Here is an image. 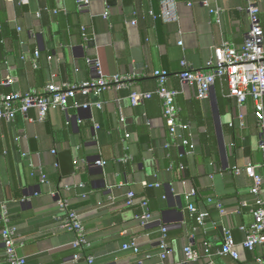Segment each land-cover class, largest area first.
<instances>
[{
    "label": "crops",
    "instance_id": "0c3cea01",
    "mask_svg": "<svg viewBox=\"0 0 264 264\" xmlns=\"http://www.w3.org/2000/svg\"><path fill=\"white\" fill-rule=\"evenodd\" d=\"M78 1L0 0V96L41 91L52 82L98 79L88 59L99 61L103 77H132L133 86L78 96V103L93 105L89 110H52L44 121L31 110L13 122H1L0 264H8L2 204L18 228L22 245L17 252L27 264H87L89 255L96 264H138L146 255L151 256L146 264H161L162 228L168 229L173 250L166 264H208L206 242L220 248L224 231L230 229L241 244L247 235L242 228L254 220L253 181L245 173L237 175L234 167L255 168L263 178L264 200V129L255 118L253 101L239 106L225 81L218 80L209 98L199 100L178 75L183 61L205 70L215 47L226 41L238 47L244 43L250 23L239 8H246V2L88 0L79 8ZM259 5L264 30V0ZM156 70L167 71V89L179 91V118L193 151L170 138L163 101L156 94ZM133 91L153 97L133 106ZM99 160L106 166H97ZM192 189L197 191L193 203L198 212L211 214L204 228L188 210L186 195ZM131 192L136 205L128 207ZM144 199L155 219L145 227L138 220ZM59 200L80 215L92 244L87 252L73 248L74 234L59 230ZM133 242L139 255L123 249ZM187 246L197 252L196 261L186 260ZM240 255L239 260L214 256L210 261L259 264L264 246L241 248Z\"/></svg>",
    "mask_w": 264,
    "mask_h": 264
},
{
    "label": "built area",
    "instance_id": "2783aa9c",
    "mask_svg": "<svg viewBox=\"0 0 264 264\" xmlns=\"http://www.w3.org/2000/svg\"><path fill=\"white\" fill-rule=\"evenodd\" d=\"M19 4H24L30 0H18ZM246 8H239L240 11L245 10L248 13L250 29L244 43L238 47L230 42H223L220 46L215 47L214 57L207 62L205 70H194L191 65L183 61L181 63L182 71L178 75L180 81L195 89L199 100H206L213 86L218 80H223L228 86L229 95L237 100L239 106L244 105L248 99L254 103V114L257 122L264 129V30L261 22V9L259 0H245ZM88 0H79L78 6L82 8L88 4ZM205 7H209V3L205 2ZM211 12L220 15V10H211ZM135 25L136 22H133ZM2 28L0 24V29ZM83 37L88 40L86 28H82ZM182 45V43H180ZM36 57L39 52L35 53ZM87 63L93 65L98 70V79L82 82L80 84L55 83L48 84L43 90H32L28 93H11L0 96V124L2 121L13 122L18 114L27 116L31 110H35L39 121L46 120L48 114L52 110H60L68 112L73 107L76 109L89 110L93 107L90 103H78L75 101L78 96L88 97L90 95L99 96L108 90L127 89L133 86L132 77L116 75L111 78H105L100 71L98 60L88 59ZM153 75L158 82L157 96L163 101L164 116L169 131L170 138L173 142L181 146L189 148L191 151L195 149L187 138L185 131L186 125L180 121V108L176 103L179 91L169 90L166 84L169 79V73L164 70H156ZM153 97V94L139 93L133 91L130 100L133 106H138ZM75 101L73 104L72 102ZM97 108H102V104H96ZM171 145L166 144L165 148L170 149ZM264 153V147H263ZM129 159L125 158L124 162ZM97 166L105 167L106 162L99 160L95 163ZM180 169H184L181 165ZM237 175L245 173L252 181L253 187L251 193L256 197V203L252 209L253 223L249 228H242L246 231V239L238 244L233 232L230 229L224 231V241L220 248L214 249L212 244L206 242L204 244V253L209 260L208 264H213L210 259L214 256L230 257L234 260L241 258L240 249L254 251L258 246H264V200L262 199L263 178L256 172L255 168L249 166L245 169L238 166L233 168ZM83 187V185H81ZM158 186V185H156ZM197 196V191L192 189L186 199L189 202L188 210L195 216L196 223L199 228L207 226L211 219L209 212H198L196 205L193 203ZM136 205V194L129 193L127 206ZM141 207L144 214L138 217L143 227L149 226L155 222L153 214L150 210L149 201L142 200ZM60 216L55 218L59 230L66 231L75 235L72 243L73 248L81 253L91 249L86 228L81 220L80 215L72 210L66 200L58 201ZM244 207H247L244 205ZM1 214V237L5 249L6 261L8 264H27V260L20 256L17 252L18 246L22 245L18 228L11 221L8 208L2 204ZM218 209L222 215L225 214L221 205ZM217 227L216 222H212ZM160 262L166 264L167 259L172 255V248L168 243V229H161L160 237ZM125 251H133L136 255L141 253L136 242L123 247ZM185 257L188 262H194L198 258V254L191 246L185 249ZM151 256L146 255L138 261V264H146ZM259 264H264V259H258ZM87 264H96L95 257L89 255L86 257Z\"/></svg>",
    "mask_w": 264,
    "mask_h": 264
},
{
    "label": "trees",
    "instance_id": "16d2710c",
    "mask_svg": "<svg viewBox=\"0 0 264 264\" xmlns=\"http://www.w3.org/2000/svg\"><path fill=\"white\" fill-rule=\"evenodd\" d=\"M193 218H194V220L196 221L195 216H194Z\"/></svg>",
    "mask_w": 264,
    "mask_h": 264
}]
</instances>
